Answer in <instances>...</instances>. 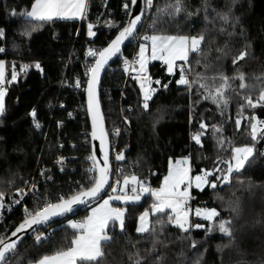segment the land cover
I'll return each instance as SVG.
<instances>
[{
	"label": "trees",
	"instance_id": "obj_1",
	"mask_svg": "<svg viewBox=\"0 0 264 264\" xmlns=\"http://www.w3.org/2000/svg\"><path fill=\"white\" fill-rule=\"evenodd\" d=\"M119 1L110 0L109 9L115 8ZM34 2L0 0V31L3 32L0 47L5 48L6 56L30 66L26 74H19L16 82H7L6 111L0 116V192L5 194V200L14 197L38 170L52 166L61 152L75 159L70 161L65 173L56 172L61 184L55 183L53 192L63 191L68 198L87 189L91 177L96 176V172L87 170L92 164L88 159L92 156L90 136L82 134L91 128L86 114V94L76 96L68 87H61L63 81L72 80L73 72L78 69L77 62L67 68L66 61L73 45L84 46V30L76 37L79 20L41 22L28 18L25 13ZM171 3L173 0H154L138 32L149 36L203 34L201 51L191 53L188 62L191 70L186 74L191 81L199 79L201 84L207 83L210 89L195 83L191 89L179 85L176 82L179 72L169 74L163 62L153 61L148 66V74L156 92L148 102V109H144L143 89L134 80L126 81L124 71L115 68L123 56L130 58L138 53L141 43L129 42L102 81L101 103L107 130L111 133L116 126L123 127L119 144V153L125 156L121 161V180L136 175L144 183L150 180L153 188L158 189L168 172L169 162L187 157L193 175L220 169L221 172L209 177L210 181L217 180L218 187L192 189L190 220L192 224H205V228H193L189 233L167 222L170 211L164 216H151L150 228L155 231L138 233V218L151 209L154 197L146 195L141 202L128 204L123 231L113 225L109 229L112 241L104 246L102 264H136L137 259L141 264H157L161 256L164 257L161 264H264V140L257 142L250 136L253 118L264 121V107H246L243 99L250 95L255 101L264 88V0H183L184 10L178 15L164 10ZM102 6L103 0H88L90 17H95ZM225 14L227 21L222 18ZM114 24H103L89 40L98 52L125 26ZM32 27L36 30L26 35ZM241 51H247L248 55L233 64V58ZM37 63L42 70L34 67ZM240 73L248 85L245 89L239 87ZM221 76L229 77L226 106L205 99L209 90L214 94L215 88L223 83ZM106 88L111 93L105 94ZM123 88L127 95L123 103H131L133 107L132 111L125 112V120H122L120 102ZM79 101L84 104L85 120L80 114L69 115L75 114L74 105ZM54 105L57 106L53 111ZM33 109L37 113L35 118L30 115ZM237 119L241 120L239 128L235 124ZM37 121L43 123L40 130L35 127ZM201 122L207 129L201 144H197L192 134L201 131ZM59 138L65 141L63 151L58 146ZM70 142H75L76 147H70ZM245 145L255 146L250 162L241 172L233 173L229 183H223L225 161L231 159L235 147ZM87 207L69 217H86ZM198 207L202 210L215 207L220 213L216 222L196 217ZM24 218L19 211L10 215L0 227V238H7ZM158 218L164 223H157ZM70 219L49 224L47 230L39 229L48 238L37 243L30 236L10 256V264H31L45 255L66 250L76 234L70 227ZM220 219L231 221V237L219 232ZM192 241L196 242L195 248L191 247Z\"/></svg>",
	"mask_w": 264,
	"mask_h": 264
},
{
	"label": "snow or ice",
	"instance_id": "obj_2",
	"mask_svg": "<svg viewBox=\"0 0 264 264\" xmlns=\"http://www.w3.org/2000/svg\"><path fill=\"white\" fill-rule=\"evenodd\" d=\"M146 7L153 5V0H144ZM130 4L137 5V0H130ZM88 3L87 0H35L30 11H27L25 15L35 21H51L54 18H84L87 11ZM124 9H129V3L123 5ZM172 15H178L184 10L183 0H173V3L166 6V9ZM145 15L144 11L134 15L126 27L123 30H119V34L115 37L111 43L98 53L93 50H89L90 56H97L98 59L95 61V66L89 69L91 73L90 80L88 82L87 94H88V105L92 111L93 127H97V121L99 118V105L97 101V85L99 83V74L104 66L117 54L121 53V46L126 40L133 37L137 31L138 25L141 24L142 18ZM225 21L228 20V15L225 14L222 17ZM93 25L89 24L88 34L90 36L95 35L92 31ZM36 30L32 27L31 31L27 32L26 35L30 36L32 32ZM3 32L0 31V36ZM145 41H151V59L152 60H163L164 64L167 65V71L170 74L180 73L179 79L176 81L179 85L186 86L191 89L193 83L197 84L201 88L210 89L207 83L201 84L200 80L191 81L186 74L191 70L189 62L190 53H196L201 51V45L205 41L203 34L193 36H174V35H145L143 37ZM147 45H141L139 54L136 59V64L139 66L141 73L146 72V65L148 61L145 59V51ZM5 51L4 48L0 47V53ZM248 55L247 51H241L236 57L233 58V64L243 60ZM177 61L183 63L177 64ZM125 64L129 62L125 60ZM29 65L25 64L22 66V71L26 74L29 70ZM36 69H41L39 63L35 64ZM42 70V69H41ZM127 70V68L125 69ZM241 83L239 87L245 89L248 87L244 83L245 76L240 73L237 77ZM5 63L0 61V116L4 115L6 111L5 97L7 94V88L5 87ZM18 79V73L13 70L10 76L11 82H16ZM141 79L140 87L144 91V109H148L149 100H151L154 89L150 90V78L147 76L137 77ZM203 79V77H201ZM220 79L223 83L217 86L214 90V94L209 90V95L205 96V99H211L214 103L223 105L228 104V99L225 98V91L230 87L228 83L229 77L221 76ZM159 84V81H156ZM79 84V81H77ZM167 87V85H164ZM243 99L246 101V107L257 108L264 107V88L259 92L258 97L254 101L252 96L245 95ZM242 108L245 105L241 106ZM30 115L35 118L37 113L33 109ZM255 122L250 124V136L252 140L259 142L264 140V121L253 118ZM237 128L241 125V120L235 121ZM35 127L40 128L39 122H35ZM200 132L193 135V140L197 144H201V137L205 134L207 125L203 122L199 124ZM217 131H221L217 129ZM119 134V130L117 133ZM93 137L100 139L103 148V166H100V162L96 159L95 155L90 157L92 161V167L89 169L91 172L98 173L97 176L91 177V185L87 189L73 194L70 198L60 197L58 202H46L40 205L38 208L29 211L25 209L26 218L15 227L11 233L12 237H16L15 240H5L0 238V264H10V256L16 253L20 241L23 239V234L28 230H32L35 234L34 240L39 243L46 240L48 237L39 232L38 227L49 223L53 218L65 216L68 213L74 211V206L80 204H88L90 200L100 198L101 193L104 191L106 186L109 185V178L111 175V169L109 165V150L107 142V133L103 127L99 128V132L93 131ZM222 143V141H221ZM255 146H244L235 147L232 151L230 160L225 161L227 164L226 170H224L223 183L227 184L230 182V178L233 173H239L244 170L245 165L250 162V157L254 155ZM117 160H124L125 156L123 153H119L115 157ZM63 159V158H62ZM187 161H182L180 164L173 165L168 176L164 178V186L150 190L149 187L136 175L130 177L125 176L122 181L116 180L115 183L119 187L122 195H109L107 199L103 200V203L98 207L92 209L91 215L86 220L76 223L70 222V227L75 230L76 234L71 240V246L66 250L57 251L53 255H45L36 261V264H102L105 256L104 246L112 241V237L108 234L109 224L118 227L121 231L124 229L126 210L119 207H112L111 201H123L125 203L132 202L138 203L141 200L142 194H150L155 197V202L151 204L150 211H144L138 218L139 226L136 228L138 233H148L155 231L154 228L149 226L150 215L164 216L166 213V220L169 224L180 229L184 233H189L190 229H202L205 228V224L196 223L192 224L190 220L191 208L189 207L190 193L188 189L191 187L192 180L189 177L190 169L183 166ZM221 172L220 169H213L212 171H204L203 175L195 176V187L203 190L205 186L212 189H217V180H209V177H213L216 173ZM43 175V173H42ZM219 179V178H217ZM131 184L130 191L132 195H128L129 185ZM138 186V187H137ZM36 185H32L29 191H35ZM18 194L23 197L28 194L24 189H18ZM112 192H117V187H112ZM5 194L0 192V209L5 208L3 202ZM15 204H20L21 200L17 199L14 201ZM220 213L215 207L211 209H195V216L202 218L206 222H216V218L219 217ZM157 223L163 224L164 220L157 219ZM231 221L220 219L218 221V230L220 233L226 234L228 237L233 235L231 231ZM191 247H196V242L192 241ZM155 249V245H153ZM164 257H158L157 264H161ZM136 264H141L140 260L137 259Z\"/></svg>",
	"mask_w": 264,
	"mask_h": 264
},
{
	"label": "built area",
	"instance_id": "obj_3",
	"mask_svg": "<svg viewBox=\"0 0 264 264\" xmlns=\"http://www.w3.org/2000/svg\"><path fill=\"white\" fill-rule=\"evenodd\" d=\"M109 1L110 0H103L102 10L95 17H90V15L88 13V9H87V11L84 15V18H81L79 20L77 30H76V37H78L81 34L82 30H84V39H85L84 42L85 43H84V46H82L80 48L73 45L71 53H70V55L66 61L67 68L69 67V65H73L74 62L75 63L77 62L78 63V69L73 72L71 81H63V83L61 84V87H63V88L68 87L76 96L82 95L83 93L86 94L87 87H88V79L90 76L89 69L94 67L95 61L98 57V55L95 57L89 55L90 49L93 51H96L98 53L96 47L89 44V40H91L96 35L98 28L100 26H102L103 24H112V23L127 24L129 21L131 9H132V5L130 4V0H120L115 8L112 7L110 9L108 6ZM125 3H129V9L128 10L124 9V7H123V5ZM153 6H154V0H153V5L151 7H145V13L147 11H149L150 9H152ZM89 24L93 25L92 31L95 33V35L90 36L88 34V32H89L88 25ZM145 35H148V34L138 32L137 34H135L133 36V38L131 39L130 42H133L134 44H140L142 42H148V41H145L143 39V37ZM2 37H3V35H2ZM2 48H4V47H2ZM1 55L3 56V58H1L0 60L4 61V63L6 64V74H5V77H6L5 87H6L7 82L10 80V76H11L12 71L15 70L19 76V74L23 72L22 66L25 64L29 65V63L17 61L16 58L6 56V50L3 53H1ZM137 56H138V53L134 54L130 58L123 56L121 61H120V64L116 65V67H115L117 69L121 68L124 71L126 81L134 80V81L138 82L137 75H136L137 74L136 69L138 67V64L135 63ZM125 60H127L129 62L128 65L125 64ZM126 68H127V70H125ZM77 81H79V84H77ZM104 93L109 94V93H111V90L106 88V89H104ZM121 95H122V98H121L120 102H121V111L123 113L122 120H125V115H124L125 112L126 111L127 112L132 111L133 107H132L131 103H129V104L123 103V98L126 99V97H127L124 88L121 90ZM56 106L57 105L53 106V111L55 110ZM74 107H75V114L70 113L69 114L70 117H76L77 114H80L81 118L83 120H85L86 115L84 112V109H85L84 104H82L79 101V102H76ZM86 111H87V105H86ZM86 114L88 116V111ZM52 117H53V114H52ZM88 118H89V116H88ZM37 122H39L41 125V127L37 128V129L38 130L42 129L43 123L41 121H37ZM122 129H123L122 126H116L115 128L112 129L111 133H109L110 142H111V161L115 165H114V169H113L112 182L110 185V189L107 193L108 195H119L120 194V190H119L120 186H117L115 181L120 180V175L123 173V167L121 164V160H117L115 157L117 154H119V144H120V139H121V135H122ZM117 130H119V134H116ZM48 132H49V129H47L45 137H47ZM82 134L84 136L89 134L90 141H91V128H90V131L83 130ZM73 143L74 142H70L69 146L73 147L72 146V145H74ZM58 146H59V149L61 151L64 150L65 141H63L62 138H59ZM70 158H71V160L75 159V157L74 158L68 157L66 154H64V152L59 153L57 155V157L55 158L54 164L52 166L45 167L43 169L38 170L37 173H35L31 178H29L25 182V184L20 188V189H24L25 192H28L27 195L21 197L17 192L14 197H11L10 199L3 201L5 204V208L0 209V226L4 225L7 218L10 215H12L13 213H15L16 211H19L21 213V215L24 216L26 214L25 209H28L29 211H31V210L38 208L40 205H42L46 202H54L55 200L59 199L60 197H63V194L61 192H53L52 187L55 183L61 184V181L58 180V178L56 176V172L63 174L65 172L66 166L69 165V161H71V160H69ZM88 159L90 160V157ZM91 163H92V161H91ZM91 167H92V165L88 167V171ZM42 173H43V175H42ZM32 185H36L35 191H29V189ZM145 185L147 187H149V189H153V186H152L150 180H147ZM112 187H117V192L113 193ZM128 195H132V193H130ZM146 195H148V194H142L141 199H143ZM192 198H193V195H192V193H190L189 201ZM17 199L21 200L20 204L14 203V201ZM68 219H70L71 221H74L76 223L84 221V219L81 217H75V218L67 217L64 220H68ZM42 234L45 235L44 233H42Z\"/></svg>",
	"mask_w": 264,
	"mask_h": 264
},
{
	"label": "water",
	"instance_id": "obj_4",
	"mask_svg": "<svg viewBox=\"0 0 264 264\" xmlns=\"http://www.w3.org/2000/svg\"><path fill=\"white\" fill-rule=\"evenodd\" d=\"M145 3H144V0H137V5L133 6L132 5V9H131V14H130V18H129V21L130 19L134 16V15H137L139 14L141 11H144L145 12ZM144 17L145 15L143 16L142 18V21H141V24L138 25L137 27V31L134 33L137 34L138 31L140 30L141 26H142V23L144 21ZM128 21V23H129ZM127 23V24H128ZM127 24H125L124 27L127 26ZM120 30H123V27L120 29ZM119 34V31L118 33L113 37L112 40L115 39V37ZM133 35V36H134ZM133 38V37H132ZM130 38L129 40H126L125 43L121 46V53L123 52V50L126 48V46L129 44V42L131 41ZM111 40V41H112ZM111 41L103 48L105 49L106 47H108V45L111 43ZM102 49V50H103ZM101 50V51H102ZM121 53L117 54L116 56H114L112 59H110L108 61V63L104 66V68L101 70L100 74H99V83L97 85V89H96V92H97V101H98V105H99V118H98V121H97V127L94 129L93 127V119H92V111L89 109V105H88V94H87V91H86V105H87V111H88V116H89V122H90V126H91V149H92V155H95L96 159L100 162V166H103V148H102V145H101V142H100V139L97 137H93L92 136V132L95 130L97 132H99V128L102 126L104 131L107 133V142H108V150H109V165H110V169H111V175H110V178H109V185L111 183V179H112V161H111V143H110V137H109V132L107 130V124H106V118H105V115H104V111H103V107H102V103H101V90H102V81H103V78H104V75L106 73V71L108 70V68L118 59V57L121 55ZM99 57H97L98 59ZM96 59V60H97ZM95 66V65H94ZM90 77H91V73H90V76H89V79H88V82L90 80ZM98 175V173H96V176ZM109 189V186H106L104 191L101 193L100 195V198L98 199H95V200H90L88 202V204H80V205H76L74 206V211L71 212V213H68L67 215L65 216H61V217H56V218H53L49 223H52V222H55V221H59L63 218H66L68 217L69 215H73L74 213L78 212L80 209H83L84 207L88 206L89 204L101 199L105 194L106 192L108 191ZM72 196V195H71ZM70 196V197H71ZM68 197V198H70ZM25 219V218H24ZM23 219V220H24ZM22 220V221H23ZM21 221V222H22ZM20 222V223H21ZM19 223V224H20ZM47 223V224H49ZM18 224V225H19ZM45 224V225H47ZM16 225V226H18ZM45 225H42V226H34V227H38V228H41ZM15 229V228H14ZM14 229L11 231V233L14 231ZM33 231L32 230H28L26 233L23 234V239L20 241V244L18 245V247L29 237V235L32 233ZM11 233L8 235L7 238H5V240H15L16 237H12Z\"/></svg>",
	"mask_w": 264,
	"mask_h": 264
},
{
	"label": "crops",
	"instance_id": "obj_5",
	"mask_svg": "<svg viewBox=\"0 0 264 264\" xmlns=\"http://www.w3.org/2000/svg\"><path fill=\"white\" fill-rule=\"evenodd\" d=\"M87 3H88V0H87ZM54 19H59V20H80L81 18H54ZM149 43L151 42V41H148ZM0 61H2V60H0ZM4 62V61H3ZM5 74H6V64H5ZM137 77H142V76H140L141 75V72L139 71V66H138V69H137ZM148 77H149V75H148ZM150 78V77H149ZM151 82V81H150ZM138 84H139V81L137 82ZM140 85V84H139ZM151 87H153L152 85H151ZM153 89L155 90L154 92H153V95H154V93L156 92V87H153ZM188 160H189V163H190V159L188 158ZM173 161V160H172ZM171 162V161H170ZM170 162H169V164H170ZM166 177V176H165ZM164 177V178H165ZM164 178H163V183H162V186L161 187H163L164 186ZM123 181V180H122ZM145 184H146V182H145ZM121 185H122V182H121ZM138 187V186H137ZM160 187V188H161ZM130 188H131V184L129 185V190H128V192H127V194H130L131 193V191H130ZM159 189V188H158ZM192 189H194V188H191V191H190V193H192ZM150 190H156V188H153V189H150ZM123 193H121L120 192V194L119 195H122ZM148 195H150V194H148ZM108 194H106L104 197H102L101 199H99V200H97L96 202H94V203H92V204H90L87 208H88V214H87V216L86 217H84L83 219L84 220H86L87 219V217H89L90 215H91V212H92V209H94V208H96V207H98L100 204H102L103 203V200L104 199H107L108 198ZM152 196V195H151ZM152 197H154V196H152ZM142 200V199H141ZM141 200L139 201V202H141ZM154 200H155V197H154ZM138 202V203H139ZM128 204H133L132 202H128V203H125V202H123V201H117V200H112L111 201V206L112 207H119V208H122V209H125L126 210V216H125V219H126V217H127V208H126V206L128 205ZM148 211H150V213H151V209L150 210H148ZM170 211V210H169ZM171 213V212H170ZM194 213V212H193ZM151 216L152 215H150V218H149V221H150V223H149V226L151 225ZM190 217H191V214H190ZM200 219H202V218H200ZM72 222H74V221H72ZM111 222H110V224H109V228H108V234H109V229H110V227H111ZM139 226V221H138V224H137V227ZM119 229V228H118ZM120 230V229H119ZM121 231V230H120ZM31 264H36V262H33V263H31Z\"/></svg>",
	"mask_w": 264,
	"mask_h": 264
},
{
	"label": "rangeland",
	"instance_id": "obj_6",
	"mask_svg": "<svg viewBox=\"0 0 264 264\" xmlns=\"http://www.w3.org/2000/svg\"><path fill=\"white\" fill-rule=\"evenodd\" d=\"M115 26L116 25H119V23H116V24H114ZM156 35H174V34H156ZM174 36H181V35H179V34H177V35H174ZM141 45H147L148 47H147V49H146V51H145V59L148 61V63H147V65H146V72L145 73H141V75L140 76H147L148 77V66H149V64L151 63V62H153V61H161V62H163V60H152L151 59V42L149 43V42H142L141 43ZM140 45V46H141ZM139 49H140V47H139ZM138 54H139V51H138ZM190 55H191V53H190ZM190 55H189V58H190ZM164 63V62H163ZM181 63H183L182 61H177V64H181ZM165 65V67H166V71H167V65L166 64H164ZM137 69H138V67H137ZM137 69H136V73H137ZM167 73H169L168 71H167ZM170 74V73H169ZM149 78V77H148ZM138 81H139V84H141V79H138ZM151 81V80H150ZM153 89V87H151V83H150V90H152ZM144 92V91H143ZM245 146H251V145H245ZM238 147H244V146H238ZM182 161H187V163L186 164H184L183 166H185V167H188L189 169H190V172H189V177H190V179L192 180V184H191V187L188 189V191H189V193H190V191H191V188H196L195 187V176L196 175H203L204 174V171L203 172H201V173H198V174H195V175H193L192 174V170H191V162L189 163V160H188V158L187 157H184V158H178V159H176V160H173V161H171L170 162V164H169V168H168V172H167V174H166V176H168V174H169V172H170V170L172 169V167H173V165H175V164H180V162H182ZM5 200V199H4ZM3 200V201H4Z\"/></svg>",
	"mask_w": 264,
	"mask_h": 264
},
{
	"label": "bare ground",
	"instance_id": "obj_7",
	"mask_svg": "<svg viewBox=\"0 0 264 264\" xmlns=\"http://www.w3.org/2000/svg\"><path fill=\"white\" fill-rule=\"evenodd\" d=\"M192 136H193V134H192ZM109 137H110V136H109ZM110 143H111V142H110ZM73 144H74V145H72V146H73V148H75V147H76V143L74 142ZM64 154H65V153H64ZM66 155H67L68 157H72V158H74L73 155H70V154H66ZM69 160H71V158H70ZM71 161H73V160H71ZM91 165H92V164H91ZM91 165H90V166H91ZM69 166H70V161H69V165L66 166L65 171H66V169H67ZM113 169H114V167H113V163H112V171H113ZM87 170H88V169H87ZM64 173H65V172H64ZM112 176H113V173H112ZM120 180H121V178H120ZM111 182H112V179H111ZM121 182H122V180H121ZM110 185H111V183H110ZM74 189H77V186H74ZM109 189H110V186H109ZM109 189H108V191H109ZM108 191L106 192V194L108 193ZM61 193L63 194V197L65 198V195H66L65 192L62 191ZM106 194H105V195H106ZM105 195H104V196H105ZM104 196H103V197H104ZM57 200H59V199H57ZM57 200H55V201L52 202V203H56V202H58ZM95 202H96V201H95ZM93 203H94V202H93ZM91 204H92V203H91ZM89 205H90V204H89ZM86 207H87V206H86ZM189 207H190V205H189ZM84 208H85V207H84ZM76 213H77V212H76ZM74 214H75V213H74ZM69 216H70V215H69ZM69 216H68V217H69ZM23 217H26V214H25ZM8 218H9V217H8ZM8 218H7V219H8ZM66 218H67V217H66ZM63 219H65V218H63ZM63 219H61V220H63ZM6 221H7V220H6ZM59 221H60V220H59ZM55 222H57V221H55ZM52 223H54V222H52ZM52 223H49V224H52ZM49 224H47V225H49ZM47 225L43 226L44 229H46V230L48 229V226H47ZM0 227H1V226H0ZM43 227H41V228H43ZM41 228H38V230L41 229ZM40 233H44V231H41ZM35 234H36V233L32 232V233L29 235V237L32 236V237L34 238ZM29 237H28V238H29ZM28 238H27V239H28ZM17 249H18V248H17Z\"/></svg>",
	"mask_w": 264,
	"mask_h": 264
}]
</instances>
